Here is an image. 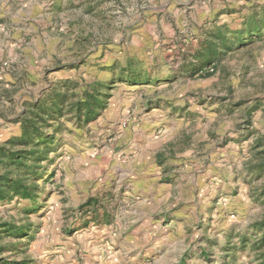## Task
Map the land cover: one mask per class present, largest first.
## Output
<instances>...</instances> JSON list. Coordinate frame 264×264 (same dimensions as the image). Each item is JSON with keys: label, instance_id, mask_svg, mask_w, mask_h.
Here are the masks:
<instances>
[{"label": "rangeland", "instance_id": "rangeland-1", "mask_svg": "<svg viewBox=\"0 0 264 264\" xmlns=\"http://www.w3.org/2000/svg\"><path fill=\"white\" fill-rule=\"evenodd\" d=\"M4 148L48 153L0 199V258L264 264V0H0Z\"/></svg>", "mask_w": 264, "mask_h": 264}, {"label": "trees", "instance_id": "trees-1", "mask_svg": "<svg viewBox=\"0 0 264 264\" xmlns=\"http://www.w3.org/2000/svg\"><path fill=\"white\" fill-rule=\"evenodd\" d=\"M206 63V62H205ZM207 64V63H206ZM205 64V65H206ZM65 95L62 94L58 97L57 102L53 104L50 107H40L35 114V120L33 123L26 124L24 126L25 133L24 135L19 139H13L9 141L8 143L12 145H28L30 142L34 141V137L36 135L41 134V130L38 127V123H43L46 125H50V121L58 120L60 116L63 114V109L65 106ZM101 103V101H94V102H88V115L93 114L95 112V107ZM45 109V110H44ZM44 110V114L42 115V111ZM78 117H81L83 109L81 106H77L76 108ZM28 120V119H27ZM29 121V120H28ZM43 130V129H42ZM46 140L36 143V147H39L41 144L45 143L46 145H49L48 143L51 142L52 137L46 136ZM46 153L48 151H45V153H40L35 150H31L30 152L27 151H21L16 152L13 150H9L4 148L0 151V164L5 163L6 161H10L13 165H18V167L22 168L24 171L23 174H20L16 178H11V173L6 172L5 174H0V199H5L6 196L15 197L20 196V198H34L33 189L34 187L32 185H35V180H37V176H33L35 173L38 172L34 171V168H39L41 162L46 160ZM31 161L33 164H28V162ZM29 176H32L33 178L30 179ZM260 227L264 228V221L260 225ZM12 232L14 233L15 238L21 239L23 237L29 236V230H25V228L21 227H12ZM261 244H264V233L263 237L261 239ZM12 246H9L11 248ZM8 248V249H9ZM7 248L4 246L0 248V251H4ZM0 264H26L25 262H19V261H9V259L6 258H0Z\"/></svg>", "mask_w": 264, "mask_h": 264}, {"label": "crops", "instance_id": "crops-1", "mask_svg": "<svg viewBox=\"0 0 264 264\" xmlns=\"http://www.w3.org/2000/svg\"><path fill=\"white\" fill-rule=\"evenodd\" d=\"M151 193V192H150ZM149 192H147V194H146V198L147 199H151V204H152V207L154 206V205H156L157 204V202H159L160 201V198L162 197L161 195H156V193H151L150 194ZM143 201H145V200H143ZM161 201H163V200H161ZM149 202V203H150ZM142 203V202H141ZM147 203V201H145L142 205L143 206H146V207H148V206H151V204H146ZM151 208V207H150Z\"/></svg>", "mask_w": 264, "mask_h": 264}]
</instances>
